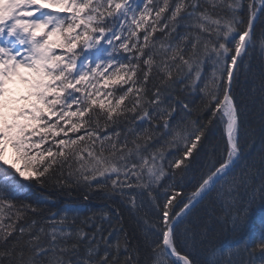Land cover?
<instances>
[{
    "label": "snow or ice",
    "instance_id": "1",
    "mask_svg": "<svg viewBox=\"0 0 264 264\" xmlns=\"http://www.w3.org/2000/svg\"><path fill=\"white\" fill-rule=\"evenodd\" d=\"M257 51L264 0H0V264H264Z\"/></svg>",
    "mask_w": 264,
    "mask_h": 264
},
{
    "label": "trees",
    "instance_id": "2",
    "mask_svg": "<svg viewBox=\"0 0 264 264\" xmlns=\"http://www.w3.org/2000/svg\"><path fill=\"white\" fill-rule=\"evenodd\" d=\"M264 70V64H262L259 51L254 55L252 61H251V74L248 77L247 83H245V79L242 76L241 77V85L237 89V91H241L245 88H250L253 85H255L258 89L259 87V74L260 72ZM21 89L18 90L19 92L17 94H21L24 91L23 87H20ZM21 104L24 102L21 101ZM249 119L251 123V127L255 129V137H254V144L252 146V155L256 156L261 151V140H260V129H261V119H260V103H259V95L257 92V95L255 96V103H249ZM213 143H219L222 147V141L220 139V133L217 132L216 138L213 141ZM177 184H183L184 190L187 192H190L192 190L191 181L190 178L187 180H184L181 182L180 177L176 178ZM40 195L39 191L35 190V186H33L32 189H29L25 193H21V198L26 199L27 202H32V199H34L35 196ZM45 196L51 195L52 201H54L53 204H49L48 207L52 211H58L59 209L65 207L66 205H77L86 207L89 209H98L104 206L105 201L102 198H95L91 199L89 201H84L82 199L81 194L74 193L72 197L67 196L66 194H51L49 191H44ZM207 204H201L195 209V215L202 216L204 215V212L206 210ZM230 227V226H229ZM264 233V206L260 204L259 201L253 206L249 222L246 228V237L245 242L249 244H253V242L258 241L261 237V234ZM224 242L226 244L233 243V238L229 236L227 233L225 234V240ZM258 256V254H257Z\"/></svg>",
    "mask_w": 264,
    "mask_h": 264
},
{
    "label": "rangeland",
    "instance_id": "3",
    "mask_svg": "<svg viewBox=\"0 0 264 264\" xmlns=\"http://www.w3.org/2000/svg\"><path fill=\"white\" fill-rule=\"evenodd\" d=\"M10 87H12L13 88V91L15 92V93H18L19 91L18 90H20L21 88L20 87H23L22 85H10ZM9 156H11V148H9Z\"/></svg>",
    "mask_w": 264,
    "mask_h": 264
}]
</instances>
